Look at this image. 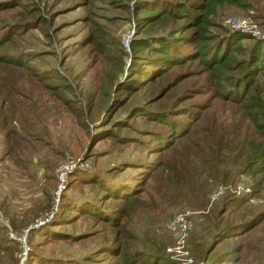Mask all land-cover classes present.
I'll return each instance as SVG.
<instances>
[{"label":"rangeland","instance_id":"1","mask_svg":"<svg viewBox=\"0 0 264 264\" xmlns=\"http://www.w3.org/2000/svg\"><path fill=\"white\" fill-rule=\"evenodd\" d=\"M174 1L191 2L0 0V5H12L0 10V43L9 39L0 55L21 61L0 65V264H22L33 245H39L38 259L45 264H118L115 257L101 256V248L112 240L114 231L89 219L75 216L72 225L55 228L60 230L59 239L41 235L49 231L45 224L56 213L60 193L66 188L64 184L55 202L56 171L64 163L75 167L65 183L68 176L89 177L103 184L145 182L148 208L136 212L127 224L132 237L128 246L144 256L156 252L162 263L196 264L191 257V242L204 239L206 246L212 241L213 229L203 216L207 210L211 209L214 216L222 209L224 219L228 213L225 210H246V216L264 210V190L250 196L254 181L249 173L242 170L232 183L230 165L226 167V183L222 184L225 165L213 169L206 165L207 159L217 157L212 150L222 143L233 141L242 148L261 141L242 109L219 97L221 89L212 73L193 62L170 69L150 85L143 82V87L129 98L118 94L114 98L118 96L119 102L112 99L131 58L124 42L161 34L156 26L148 32H136L140 9L144 4L167 7ZM24 2L28 4L25 7L15 4ZM30 8L38 12H26ZM231 18L245 21L244 27L227 23ZM210 19L211 34L238 29L254 39H264V0L223 3ZM171 25L172 22L165 26L164 32L178 27L181 21L175 27ZM98 31L102 39L96 45L90 37ZM243 44L249 45L248 41ZM137 64L142 66L141 60ZM226 75L236 79L240 73L232 69ZM258 85L264 98V77ZM134 109L167 116L187 132L169 150L154 154L157 143L147 144L150 134L159 131L165 137L172 130L154 118L132 117ZM118 121H123L121 128H115L114 122ZM107 130L122 139L106 137ZM186 149L193 152L171 157L175 160L176 182L163 183L159 163L172 152ZM206 153L210 156L206 157ZM145 162H154L152 170L144 168ZM234 171L236 174L241 168ZM220 187L223 193L211 201ZM77 189L76 193L67 192L65 199H90L95 197L94 192L100 193L89 181H82ZM206 189L209 193L201 201L197 193H205ZM228 193L236 196L231 199L246 201L239 205L237 200L225 207L223 199ZM104 201L106 210L120 207L117 200ZM177 215L192 225L182 244L178 235L167 228V222ZM23 237L25 255L21 250ZM236 247L242 252L237 254L241 264H264V221L241 237L227 238L213 252ZM184 251L190 263L184 261Z\"/></svg>","mask_w":264,"mask_h":264},{"label":"trees","instance_id":"2","mask_svg":"<svg viewBox=\"0 0 264 264\" xmlns=\"http://www.w3.org/2000/svg\"><path fill=\"white\" fill-rule=\"evenodd\" d=\"M240 1L191 0L189 3L174 1L173 4L167 7L158 6L159 8L154 4L150 5V7L144 4L139 11L141 16L135 20L137 21L135 25L136 32H148L156 26L161 34L157 36H148L147 34L139 38H133L130 41V62H128L124 77L117 83V89L112 99L115 100L114 97L118 94L122 97L128 96L129 98V96L143 87V82L146 81V84L150 85L154 82V79L164 76L174 67H183L193 62L202 66L206 72L214 75L216 84L221 89L219 97L222 100L238 105L251 121L255 131L261 138L259 144H250L248 147L243 146L242 148L233 141L222 143L220 148L212 150L217 153V157L214 156L212 159H207L206 157L210 156V153H206V165L212 169L219 168L222 164L225 165V171L222 169L221 172L222 184L226 183L227 179L228 172L226 167L233 166L231 174L233 181L230 179L232 183H234V178L239 176L242 170H245L254 181L252 185L253 193L250 196H255L264 190V98L258 85L259 80L264 77V39H254L251 35L238 30H227L221 33V35H214L210 32V29L213 27L210 17L214 14L215 10L223 3L239 4ZM15 4L19 7L28 5L25 2L24 4ZM7 6L0 5V10L10 8L12 5ZM26 12L34 14L38 11L30 8ZM179 21H181V25L175 27ZM170 22H172L171 26L174 25L175 28L166 33L164 32L165 26H168ZM90 39L97 45L99 40L102 39L100 31L96 33V36L90 37ZM8 41V38L2 40L0 49ZM243 41H248L249 45L245 46ZM22 58L24 59V55H22ZM15 60L10 59L7 54L0 55V65ZM138 60H141L142 66L137 64ZM118 61L121 62L120 59ZM134 61L136 62L134 63ZM16 62L21 64L20 60H16ZM232 69L240 73L239 78L231 79L226 75ZM120 71H122L121 68ZM119 99L117 96L115 102H119ZM111 107L112 105H110ZM131 114H133L132 117L143 116L145 119L154 118L156 121L164 122L172 130V134L165 137L162 136L164 133L159 131L150 134V141H147V144H151L152 142L157 143L153 146L152 153L154 154L166 152L172 147V144L182 139L187 132L184 128L176 127L175 122L168 119L167 116L166 118L160 117L157 114H150L138 109H134ZM114 123L117 125L115 128H121L120 126L123 124V121ZM109 136H112L116 140L122 139V137L118 138L117 135L110 131L106 137ZM147 149L149 148L146 147L145 150ZM192 152V149H186L182 153L179 151L172 152L169 158L164 156L163 158H167L166 161L159 163L160 172L164 174L161 181L164 183L167 180L168 183H175V160L174 157H171H184ZM153 166L154 162L144 163V168L148 170H152ZM238 167L241 168V171L235 174L234 169H238ZM78 178L75 179V177L68 176L65 183L66 188L60 193L58 206L56 205V213L45 224L49 231L41 234L44 238L59 239L58 233L60 230L55 228L70 226L74 222L72 219L75 216H79L89 219L100 226L109 227L114 231L112 240L101 248V252H103L101 256L115 257L118 259V264H175L171 262L162 263V257L158 256L156 252L144 256L142 255L143 253L128 246L132 237L127 230V224L136 212L148 208L146 199L149 198V194L144 190L145 182L142 185H134L135 183L133 182L121 183L117 181H113L111 184H103L97 179L92 181L89 177L80 178L78 176ZM151 178L149 175L148 179ZM82 181H89L93 186L98 187L100 190L99 195L94 192L93 195L95 197L92 196L90 199L77 198L75 201L66 200V193L70 192L72 194L78 192L77 187ZM207 193H209L207 189L205 193H197L198 198L201 201L205 200ZM102 195H104L103 198L99 199V196ZM233 196L235 195L231 193L223 199L225 207L235 203L237 200L239 201V205L246 201L244 198L241 201L238 198L231 199ZM106 199L119 201L120 207L118 209H104V200ZM247 200H249L248 197ZM221 210L218 211L217 215L213 216L210 213L211 209H209L203 215L206 221H210V227L213 229L211 235L212 241L206 246H204V239L191 242V257L196 264H241L242 259L237 255L238 253H242L240 247L221 249L213 252L214 248L227 238L241 237L264 221V210L255 216H246L247 211L240 212L238 208L225 210L224 213L228 211L226 219L221 217ZM66 236L70 238L77 237L73 235ZM38 247L39 245L31 246L29 254L22 264H45V261L38 259L39 254L36 251ZM154 248L155 246H151V250H155ZM87 260L92 263L91 259ZM73 264L80 263L73 262Z\"/></svg>","mask_w":264,"mask_h":264},{"label":"built area","instance_id":"3","mask_svg":"<svg viewBox=\"0 0 264 264\" xmlns=\"http://www.w3.org/2000/svg\"><path fill=\"white\" fill-rule=\"evenodd\" d=\"M227 23L232 24V25H236L238 27H244V25H245V21L238 22L233 18L228 19ZM235 30H238V29H235ZM239 31H242V30H239ZM124 44H125L124 46H125L126 50H128V47H129L128 39L124 42ZM72 168H75L74 164H72V163H68V164L64 163L63 165H60L58 167V169L56 171L57 186L55 189V202L57 201L59 193L65 184L66 176L71 171ZM222 193H223L222 188L221 187L218 188L217 191H215L213 193V195L211 197V201L217 200ZM50 217H51L50 215L47 216V218H50ZM38 224H40V223H38ZM191 226H192L191 223L189 221H187L185 219V217L182 215H177L167 222V228L169 230L173 231L176 235H178V237H179L178 241L180 244H182L184 242L183 238L186 236L188 231L191 229ZM27 230H25V231L27 232ZM179 249H180V247H179ZM21 250H22V255H25L26 248L24 245V237L22 238ZM187 254L188 253L186 251H184L182 253V255L185 258L184 261L190 263L191 261H190Z\"/></svg>","mask_w":264,"mask_h":264}]
</instances>
